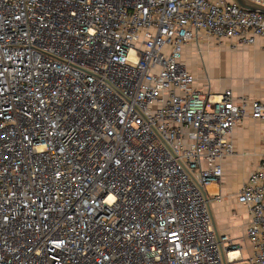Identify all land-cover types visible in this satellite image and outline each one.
<instances>
[{
    "label": "built area",
    "instance_id": "built-area-1",
    "mask_svg": "<svg viewBox=\"0 0 264 264\" xmlns=\"http://www.w3.org/2000/svg\"><path fill=\"white\" fill-rule=\"evenodd\" d=\"M258 39L235 1L0 0V264L242 261L208 186L264 102L204 90L186 52ZM237 199L264 264V154Z\"/></svg>",
    "mask_w": 264,
    "mask_h": 264
},
{
    "label": "crops",
    "instance_id": "crops-1",
    "mask_svg": "<svg viewBox=\"0 0 264 264\" xmlns=\"http://www.w3.org/2000/svg\"><path fill=\"white\" fill-rule=\"evenodd\" d=\"M204 43L199 59H195V61L201 60V68L193 69V64L189 65L197 76L199 86L214 93L231 89L235 95L244 94L264 102L262 39H258L253 46L235 48L231 46L230 41L224 42L221 46H215L214 42L209 41ZM192 47L187 48V51L193 53ZM204 71L207 73L206 76ZM243 78L244 83L241 81ZM231 138L235 154L223 162L222 183L211 184L215 185L217 190L212 192L210 185L208 186L210 208L215 230L221 234H229L239 243L242 261H248L252 248L246 240L245 232L250 216L247 207L239 203L237 193L249 173L258 167L260 158L264 154V124L248 117L236 126ZM216 194H220L222 199L216 200Z\"/></svg>",
    "mask_w": 264,
    "mask_h": 264
},
{
    "label": "rangeland",
    "instance_id": "rangeland-1",
    "mask_svg": "<svg viewBox=\"0 0 264 264\" xmlns=\"http://www.w3.org/2000/svg\"><path fill=\"white\" fill-rule=\"evenodd\" d=\"M215 46H221V45H223V44H219V43H216L215 42V44H214ZM199 53L196 51V52H194V53H191V52H186V62H187V64L188 65H190V64H193L192 65V68L193 69H196V68H201V66H202V62H201V60L199 61V60H197V61H195V59H199ZM193 62V63H192ZM205 65H207L206 63H205ZM208 66V65H207ZM191 68V69H192ZM210 71V70H209ZM199 72H201V71H199ZM210 74L212 73L211 71L209 72ZM216 73H217V71H216ZM242 73V72H241ZM204 74H205V76H206V71H204ZM212 75V74H211ZM241 81H242V83H244V78L243 79H241ZM244 91H246V90H244ZM217 217V216H216ZM240 264H244V263H247V261H241V262H239Z\"/></svg>",
    "mask_w": 264,
    "mask_h": 264
},
{
    "label": "water",
    "instance_id": "water-1",
    "mask_svg": "<svg viewBox=\"0 0 264 264\" xmlns=\"http://www.w3.org/2000/svg\"><path fill=\"white\" fill-rule=\"evenodd\" d=\"M233 1H235L238 5L249 11L264 13V6H260L249 0H233Z\"/></svg>",
    "mask_w": 264,
    "mask_h": 264
},
{
    "label": "bare ground",
    "instance_id": "bare-ground-1",
    "mask_svg": "<svg viewBox=\"0 0 264 264\" xmlns=\"http://www.w3.org/2000/svg\"><path fill=\"white\" fill-rule=\"evenodd\" d=\"M209 188L212 190V192L217 190V188H216V186H215V185H210V187H209Z\"/></svg>",
    "mask_w": 264,
    "mask_h": 264
}]
</instances>
